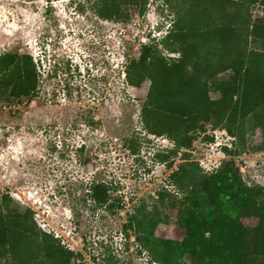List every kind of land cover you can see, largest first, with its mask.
I'll list each match as a JSON object with an SVG mask.
<instances>
[{
    "label": "rangeland",
    "instance_id": "1",
    "mask_svg": "<svg viewBox=\"0 0 264 264\" xmlns=\"http://www.w3.org/2000/svg\"><path fill=\"white\" fill-rule=\"evenodd\" d=\"M96 1L0 0V55L29 52L42 72L37 95L0 103V197L9 193L33 208L38 225L75 250L76 259L160 264L137 238L130 216L141 211L158 227L175 222L170 174L184 150L174 157L172 140L144 128L125 69L144 43L165 34L174 13L165 0H150L144 15L110 21L97 14ZM206 127L186 150L211 172L231 159L224 147L233 138ZM249 138L256 140L253 133ZM234 160L248 184L264 185V151ZM93 182L110 186L112 207L91 200ZM251 261L264 264V256Z\"/></svg>",
    "mask_w": 264,
    "mask_h": 264
},
{
    "label": "trees",
    "instance_id": "2",
    "mask_svg": "<svg viewBox=\"0 0 264 264\" xmlns=\"http://www.w3.org/2000/svg\"><path fill=\"white\" fill-rule=\"evenodd\" d=\"M165 2L174 13L167 33L144 43L125 73L147 132L172 140L174 157L184 150V161L170 174L177 194L169 205L177 208V218L158 227L138 211L130 225L160 264H185L186 255L217 264H255L251 255L264 256V185L248 184L234 157L264 151V14L255 16L256 9L264 12V0ZM149 4L97 0L94 9L103 19L126 22L136 12L144 15ZM41 78L33 54L2 53L0 103L37 95ZM207 124L233 138V145L224 147L231 159L211 172L186 150ZM110 189L93 182L89 196L112 207ZM77 255L38 225L33 208L1 195L0 264H89Z\"/></svg>",
    "mask_w": 264,
    "mask_h": 264
},
{
    "label": "built area",
    "instance_id": "3",
    "mask_svg": "<svg viewBox=\"0 0 264 264\" xmlns=\"http://www.w3.org/2000/svg\"><path fill=\"white\" fill-rule=\"evenodd\" d=\"M170 25V24H169ZM169 27V26H168ZM168 27L166 28V29H168ZM165 33H167V31L165 32ZM158 34H159V32H158ZM163 35H165V34H163ZM163 35H161V36H163Z\"/></svg>",
    "mask_w": 264,
    "mask_h": 264
}]
</instances>
